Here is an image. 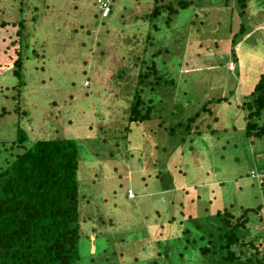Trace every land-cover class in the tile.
Wrapping results in <instances>:
<instances>
[{
	"label": "rangeland",
	"instance_id": "374dc122",
	"mask_svg": "<svg viewBox=\"0 0 264 264\" xmlns=\"http://www.w3.org/2000/svg\"><path fill=\"white\" fill-rule=\"evenodd\" d=\"M102 1L112 5L109 18L101 12ZM227 1L234 5L235 0L207 4L213 8L204 22L197 12L207 14L205 9L181 11L177 24L154 33L166 44L176 36L175 57L154 60L177 86L159 99L154 95L152 119L133 126L129 146L112 135L128 123L138 70L152 67L151 61L142 68L137 62L144 56L153 0H0V142L17 141L21 127L35 140L73 136L86 145L79 170L87 193L80 205L82 233L91 239L85 256L96 247L98 254H117L114 264H203L198 246L186 250V243L199 237L186 234L183 219L186 212H197L193 197H214L212 205L231 207L237 215L254 208L263 177L253 170L264 164V140L247 137L237 106L264 69V14L248 6L253 31L233 46L241 20L237 11L223 8ZM21 19L27 27L23 45L20 28L13 25ZM20 46L23 87L15 73ZM22 111L27 117L19 122ZM200 112L199 126L179 146L169 137L170 124ZM103 139H109L106 145ZM120 140L117 151L109 150ZM161 171L170 175L166 182L158 179ZM260 215L264 218V211ZM259 218L250 223L252 234L264 231V221L252 224Z\"/></svg>",
	"mask_w": 264,
	"mask_h": 264
},
{
	"label": "trees",
	"instance_id": "16d2710c",
	"mask_svg": "<svg viewBox=\"0 0 264 264\" xmlns=\"http://www.w3.org/2000/svg\"><path fill=\"white\" fill-rule=\"evenodd\" d=\"M219 2L220 0H153L154 10L148 15L151 26L144 56L137 62L138 67L142 68L146 62L151 61L152 67L146 66L140 71L137 69L138 75L129 107L128 123L122 125V129H115L116 133L112 135L124 141L120 140L111 145L109 150L117 151L122 141H127L130 146L132 142L129 139L133 126H145L152 119L156 105L154 95L159 99V94L163 95L165 90L177 86L175 80L167 73H163L154 60L161 57H175L178 46L176 36L173 35L171 42L166 44V38L160 42L154 37V33L161 30L160 27L177 24L181 11L188 10L194 13L197 9H205L207 14L197 12L198 17H201L199 20L204 22V17L210 15L209 9L213 8L207 4L215 5ZM250 4L256 7L253 8V12L261 11L264 14V0H235L232 6L227 1L226 6L223 7L232 12L237 11V16L241 20V29L233 37V46L237 45L238 41L243 42L253 31V28L249 27V13L246 11ZM164 11L170 13L171 17L160 16ZM20 14L23 16L21 9ZM111 14L112 11L105 18H109ZM161 17L166 18L165 23ZM13 25L20 28L18 34L22 37L23 45L24 32L27 28L25 20L14 21ZM21 46L15 61L17 66L15 73L19 79V86L23 87L25 85L22 80L24 51ZM157 46L159 47L154 53L152 51L148 55L149 50ZM232 51L237 68L236 49ZM263 70L253 90L243 103L238 101L237 106L246 121L247 137L262 141L264 140ZM127 72L128 70L124 71L125 74ZM227 101L230 103V97L225 100ZM20 107L17 109L19 112ZM171 114L174 115V111ZM200 114L201 112L197 116H192L187 122L184 120L175 125L170 124L169 137L179 142V146L182 147L187 142L186 135L194 134V127L199 126L196 124ZM24 117H27L26 111L20 113L19 122ZM198 130L200 131V128ZM119 133L121 136H118ZM180 134L184 135V138H178ZM65 137L55 136L51 139L35 140L28 131L19 127L17 141L0 142V264H86L85 259H88L89 264H114L113 259L117 254L106 256L107 250L98 254V249L96 250L95 247L94 253L89 251L90 256H85L88 251H85L84 245L89 244L91 239L90 236L84 237L82 233L80 205L82 200L86 201L87 193L86 189L81 187L79 170L81 162L84 161L83 153L86 155L88 149L81 139L73 136ZM108 140L103 139V145H106ZM109 141L114 140L110 138ZM133 151L132 148L129 149L130 153ZM255 171L260 173L263 179L259 183L261 193L256 197L254 208L242 209V214L237 215L240 213L236 209L231 207L220 209L221 207L212 205L216 200L214 197L203 201V198L197 195L192 200L197 212L195 214L186 212V216L182 213L183 219H186V234L195 233L196 237L199 236L198 239L189 242L191 244L186 243V250L198 246V253L204 258L203 264H207V260L210 264H264L262 247L264 231L259 229L258 233L252 234L250 224L257 215L260 216L259 221L252 224L264 221L260 215L264 211V164L253 170ZM253 172L252 178L256 179ZM157 176L164 182L170 178L168 171L165 174L161 171ZM162 188L170 187L162 185ZM202 206L205 208L202 209ZM216 208L219 210L211 211ZM175 220L176 218L172 219L171 223ZM209 237L212 239H208ZM212 241L213 245L210 246ZM95 256L108 259L104 262L100 258H93Z\"/></svg>",
	"mask_w": 264,
	"mask_h": 264
},
{
	"label": "built area",
	"instance_id": "2783aa9c",
	"mask_svg": "<svg viewBox=\"0 0 264 264\" xmlns=\"http://www.w3.org/2000/svg\"><path fill=\"white\" fill-rule=\"evenodd\" d=\"M100 9L104 15V17L109 16L112 11V5L109 1H102L100 2ZM130 193L133 194V191L130 190Z\"/></svg>",
	"mask_w": 264,
	"mask_h": 264
}]
</instances>
